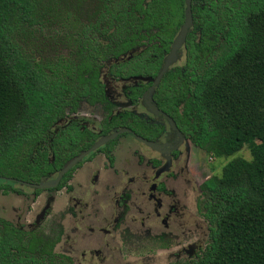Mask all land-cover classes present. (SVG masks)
<instances>
[{"label": "trees", "instance_id": "trees-1", "mask_svg": "<svg viewBox=\"0 0 264 264\" xmlns=\"http://www.w3.org/2000/svg\"><path fill=\"white\" fill-rule=\"evenodd\" d=\"M190 9L183 65L150 98L196 148L229 161L201 188L207 245L182 264H264V0H192ZM184 21L185 0H0V191L38 184L87 150L93 142L79 147L71 125L52 127L80 101L104 102L107 61L125 56L114 77L154 79ZM45 29L61 49L38 58L29 43ZM137 124L122 116L111 126L151 141ZM247 146L250 159L236 156ZM56 243L0 217V264H72Z\"/></svg>", "mask_w": 264, "mask_h": 264}, {"label": "flooded vegetation", "instance_id": "flooded-vegetation-1", "mask_svg": "<svg viewBox=\"0 0 264 264\" xmlns=\"http://www.w3.org/2000/svg\"><path fill=\"white\" fill-rule=\"evenodd\" d=\"M120 61L121 60L113 64H118ZM110 76L108 80L104 82L101 81L104 90L103 103L80 101L75 111H71L70 109L65 110V116L52 127L50 132L52 135H55L53 133H57L59 129L71 125V131L78 132L75 139L76 141L78 140L77 145L79 147L93 142L87 150L92 148L97 142L106 138L109 139L75 163L61 177L56 185H53V182L57 179L61 170L42 179L40 183L34 184L49 185L48 187L36 189L21 185L22 187L31 189L33 192V199L30 200L31 203L26 206L32 209V211H27L25 216H29V214L33 213L37 208L36 206L42 202V198L45 200L39 213L33 217L34 221L30 230L38 229V224L49 217L50 212L53 211L52 208L58 207L60 203H64L63 208L60 210L62 212L60 223L65 222L67 219L75 220L76 223L68 227V232L72 235L63 233L62 241H60L59 244L57 241L55 246V251L58 254L66 256L72 264H74L72 259L79 256L80 258L81 256L83 257L85 255L84 252L87 253L88 251L89 256L91 253H93L94 256L98 255L97 253H100V248H98L96 252L93 250L94 247L100 245H103V248L106 250L103 254L105 253V256L109 255V259L104 263L99 262L98 264H123L120 262L119 257H117V246L122 242L120 238H118V234L124 235V233H127L128 235H140L148 230L156 236L159 235L156 230H175L179 226L177 221L181 218L178 212V210H180L177 206L178 202L191 201L192 198L191 190L188 185L182 183L183 187L187 189V193L185 192L184 194L180 192L179 181H173L171 188L175 189V198L178 200L175 199L172 202L171 198L173 195L171 192L173 190L171 188L169 189L170 184L163 180L164 177L168 175L171 176L174 164L177 160L176 156L180 154V150L185 147L187 141H189L190 144L191 141L182 134L174 121L177 130H173L170 127L168 122L169 116L156 105L155 107L158 110L156 114L149 112L142 105V97L148 88H146V91L137 101L134 100L138 89L148 83L138 80L127 86L120 85L119 88L116 86V84L119 83L114 80L128 81L135 78ZM117 88L125 94L130 106H138L146 117L141 118L132 110L126 109H123L120 113L114 114V111L120 106L119 96L121 93H117ZM81 102L85 103V107L79 106ZM122 116L127 117L128 122L135 119L139 128L147 127L148 132L153 133L152 140L148 141L143 137L141 138L136 131L130 128H112L111 124L113 121L122 119ZM165 127H167L170 136L162 141L161 139ZM121 130L126 131L118 133ZM114 134H116L115 137L110 138ZM126 134L133 136L136 141L130 139ZM121 138H125L126 143L117 150V141ZM191 145L196 148L193 144ZM144 147H146V149ZM132 150H141L155 154L158 156V161L150 162L149 159L141 158L139 153L137 157L134 158L132 156ZM85 151H80L71 159L76 158ZM97 153L102 154V156H96ZM208 179L198 188L199 196L195 203L197 213L207 225V242L209 225L203 216L202 205L204 198L201 188ZM12 182L20 186L19 182L21 181ZM158 182H160V184H157ZM6 188V195L12 193L21 199V203L26 204L24 203L27 202L25 201V196L19 192L21 190L13 189L10 186ZM0 193L5 195L1 191ZM45 193L49 195L43 197L42 195ZM143 197H145L144 200ZM56 213L59 212L56 211ZM88 238H98L100 243L83 246L75 252L70 251V246L72 244L80 241L83 243L84 239ZM91 241L93 240L91 239ZM110 245H113V250L109 248ZM204 248L199 249L198 252L192 256L193 248L188 247L183 251L188 258L183 262L175 264H182L193 259L204 250ZM130 264H132V260Z\"/></svg>", "mask_w": 264, "mask_h": 264}, {"label": "rangeland", "instance_id": "rangeland-1", "mask_svg": "<svg viewBox=\"0 0 264 264\" xmlns=\"http://www.w3.org/2000/svg\"><path fill=\"white\" fill-rule=\"evenodd\" d=\"M68 34L70 31H66ZM43 36H39L38 34L35 36L34 39H32L30 45V50L33 51L38 58L41 57V55L49 57L54 56V53L61 49V47L58 45V43H55L57 40V36L53 33V30L51 29H45L42 33ZM54 38V39H53ZM22 45V43H20ZM57 44V51L53 52L56 48ZM145 49V47H142L140 49H137L133 51L132 53H140ZM125 56L121 57V60L124 59ZM117 60H110L101 65L100 68V80L105 81L110 78L109 69L113 63H115ZM184 62V52L182 55V58L180 61L176 64L177 66L183 65ZM140 80L141 82L149 83V78H135L130 79L128 81H117L119 84H116L117 87L120 88V85L127 86L129 84H133L134 82ZM117 88V93H121L119 96V102L120 106L114 111V114L120 113L123 111V109L126 110H132L135 114L138 116L146 117V115L143 113V111L138 106H130L129 102L126 99V96L123 92H121ZM108 90V89H107ZM106 90V91H107ZM85 103L81 102L80 107H85ZM98 107V106H95ZM130 137V139L136 141L133 136L130 134H126ZM170 136L169 131L167 127H165V131L162 136V141L167 139ZM138 142V141H137ZM126 143L125 138H121L117 141V150L123 146V144ZM115 148V149H116ZM146 149V147H144ZM149 149V148H147ZM150 150V149H149ZM151 151V150H150ZM138 153L141 155V158L149 159L150 162H156L158 161V156L155 154L147 153L145 151L141 150H132V156L135 158L137 157ZM176 157V162L174 164L173 173L171 176H166L163 178L164 181L168 182L170 184L169 189L171 188L172 182L179 181L180 186V192L187 193V189L183 187V184H186L189 186V189L191 190V201H179L178 207L180 210H178L181 218L178 219L177 223L179 224L178 228L175 230L169 229V230H156L159 235L154 236L151 231L146 230V232H143L140 235H128L127 233L118 234V238L122 241L120 245L117 246V257H119V260L123 264H130V261L132 260V264H175L178 262L185 261L188 257L185 256L184 250L188 247L193 248L192 256L198 252L199 249H203L207 242V225L203 221L202 218H200L199 214L196 211L195 203L199 196V187L200 185L208 179L210 176L213 175H220L222 168L224 165L229 161L225 159H215L204 152L194 148L189 141L185 144V147L182 148ZM96 156H102V154H98ZM236 156L242 157L244 159H250L251 155L249 152V147L247 146L244 148L241 152L236 154ZM140 157V156H139ZM160 162V161H159ZM180 172V173H179ZM161 182V181H160ZM158 182L157 184H160ZM183 183V184H182ZM2 185H6L5 183H1ZM12 187L19 191L23 196H25L26 204L21 203V199L17 196H15L12 193H9L8 195H2L0 193V217L2 219H5V221L10 222L12 225L23 229L24 231L26 229L31 228V225L34 221V216L39 213L42 206L44 205V199L42 198V202L40 204H36L37 208L33 211V213L29 214V216H25V213L27 211H32V209L27 208V204L29 205L31 203L30 200H32L33 192L29 188H25L22 186H19L18 184H11L7 185ZM168 188V187H167ZM173 191L171 194L173 195V200H178L175 198V189L171 188ZM174 193V194H173ZM169 194V193H164ZM49 194L45 193L42 196H48ZM145 197H143V200ZM169 199V200H171ZM146 201V200H145ZM144 201V203H145ZM64 206V203H60L58 207L52 208V212H50L49 217L42 220L38 224V229L42 231L44 236L50 237L52 239H56L58 241V244L60 241H62V235L63 233H66L68 235H72L70 232H68V227H71L76 222L74 219H67L65 222L60 223L62 212L60 211ZM14 208V210H13ZM27 208V209H26ZM58 211L59 213H56ZM51 216V217H50ZM28 230V231H29ZM62 230V231H61ZM73 230V229H71ZM174 231V232H173ZM83 232V231H82ZM174 234H173V233ZM84 233V232H83ZM75 237H77L75 234H73ZM82 235V233H81ZM122 236V237H120ZM91 239L93 241H91ZM76 242L70 246V251L75 252L79 248L83 246H89V244H95L100 243L98 238H88L84 239V242ZM111 246V247H110ZM109 248H113V245H110ZM100 248V253H97L98 255H95L93 253L88 254L85 253V255L81 258L74 257L72 260L74 264H98L104 263L109 259V255L105 256L106 250L103 248V245L94 247V252ZM113 250V249H112ZM110 253V252H109ZM82 255V253H81Z\"/></svg>", "mask_w": 264, "mask_h": 264}, {"label": "water", "instance_id": "water-1", "mask_svg": "<svg viewBox=\"0 0 264 264\" xmlns=\"http://www.w3.org/2000/svg\"><path fill=\"white\" fill-rule=\"evenodd\" d=\"M191 1L192 0H185V21L184 23L181 25L179 32L177 33L175 39L173 40L171 47L169 49V52H167L168 54H166L163 58V63L162 66L157 74V76L154 79L149 78L150 82L152 83V85L150 86V88L144 93L143 97H142V105L151 113H158L157 108L155 107V105L152 103L151 101V95L153 93V90L156 86H158V84L160 83V81L162 80L163 76L166 74V72L173 66H175L180 59L182 58V49L184 47L185 41H186V37L188 32L190 31V29L193 26V16H192V11H191ZM141 78V77H138ZM146 78V77H145ZM147 79V78H146ZM168 122L170 124V127L173 130H177L175 127V124L173 122V120L171 118L168 117ZM126 130H121L118 133H122ZM116 134L112 135L110 138L115 137ZM109 138H106L102 141L97 142L92 148H90L89 150L81 153L79 156H77L76 158L72 159L59 173L57 179L52 183L53 185H56L61 177L75 164L77 163L79 160H81L87 153H89L90 151H93L95 149H97L98 147H100L103 142L107 141ZM20 186H27V187H33V188H43V187H48L49 185H34V184H29V183H25V182H19ZM51 184V185H52Z\"/></svg>", "mask_w": 264, "mask_h": 264}]
</instances>
